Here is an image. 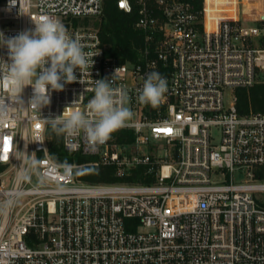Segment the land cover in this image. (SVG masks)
Here are the masks:
<instances>
[{
	"label": "built area",
	"instance_id": "obj_1",
	"mask_svg": "<svg viewBox=\"0 0 264 264\" xmlns=\"http://www.w3.org/2000/svg\"><path fill=\"white\" fill-rule=\"evenodd\" d=\"M242 3L117 0L126 13L137 11L143 34L141 58L129 63L107 55L99 29L88 25L103 15L105 0H0L6 39L48 15L93 54L92 68L77 69L62 91L49 89L51 102L40 111L28 107L31 86L25 105L13 101L0 66V264H264L257 195L264 193V114H240L235 93L264 74V0L252 24L244 23ZM7 51L0 47V59ZM152 71L168 85L157 107L137 99ZM100 79L126 91L133 116L95 147L83 132L61 134L66 151L92 158L61 163L50 154L43 119L74 101L73 109L86 111ZM122 131L132 139L120 142ZM84 165L113 166L118 180L82 181Z\"/></svg>",
	"mask_w": 264,
	"mask_h": 264
},
{
	"label": "clouds",
	"instance_id": "obj_2",
	"mask_svg": "<svg viewBox=\"0 0 264 264\" xmlns=\"http://www.w3.org/2000/svg\"><path fill=\"white\" fill-rule=\"evenodd\" d=\"M35 27L14 37L5 38L0 33V47L7 48V60L0 59V66L10 86L13 101L25 105L23 91L31 86L33 94L28 107L37 109L48 106L52 91H62L65 84L77 80L75 71L83 73L90 66L92 53H86L78 39L73 38L63 23L51 16L41 15L33 21ZM96 56V55H95ZM168 90L167 78L156 71L147 74L137 99L140 103L157 107ZM66 107L62 115L43 119L57 134L76 136L83 132L93 147L104 144L112 133L126 126L133 113L127 106V93L116 90L108 79L95 81L94 95L88 101L86 111L73 105ZM4 116L0 112V119ZM39 161L32 159L35 168ZM70 171V166L66 168Z\"/></svg>",
	"mask_w": 264,
	"mask_h": 264
},
{
	"label": "trees",
	"instance_id": "obj_3",
	"mask_svg": "<svg viewBox=\"0 0 264 264\" xmlns=\"http://www.w3.org/2000/svg\"><path fill=\"white\" fill-rule=\"evenodd\" d=\"M138 14L135 10L126 13L117 6V0H105L104 13L95 22V27L99 29L103 44L106 46L107 55L117 58L121 62H136L141 58L143 47V34L135 27ZM262 78V76H261ZM256 82L249 88H237L236 105L238 112L242 115L251 112L264 114V78ZM132 139V132L122 131L120 142ZM48 145L50 154L61 163L77 162L87 163L92 158L74 155L66 151L62 145V135L57 134L51 127L47 130ZM139 169L138 172H140ZM264 177V170L258 174ZM77 178L87 182H112L118 179L114 176L113 166H88L84 165L77 172ZM137 177L130 178L137 181Z\"/></svg>",
	"mask_w": 264,
	"mask_h": 264
},
{
	"label": "rangeland",
	"instance_id": "obj_4",
	"mask_svg": "<svg viewBox=\"0 0 264 264\" xmlns=\"http://www.w3.org/2000/svg\"><path fill=\"white\" fill-rule=\"evenodd\" d=\"M263 0H243V3L241 4V10H242V16L245 18V21L244 23L246 24H252V23H255V19L256 17L259 16L260 13H262L263 11V3L261 2ZM100 18H94L92 19L88 25L91 26V27H95V22L97 20H99ZM209 28L210 29H213V25L210 23L209 24ZM262 78H264V74L261 75ZM261 78V79H262ZM231 90H226L225 92V103L226 104H229L230 102V94H231ZM213 133L214 134H218V131L217 130H213ZM78 172V170H77ZM119 181H121L119 179ZM260 181H264V180H260ZM257 195L260 197V198H264V193H257ZM22 202H23V199H22Z\"/></svg>",
	"mask_w": 264,
	"mask_h": 264
},
{
	"label": "snow or ice",
	"instance_id": "obj_5",
	"mask_svg": "<svg viewBox=\"0 0 264 264\" xmlns=\"http://www.w3.org/2000/svg\"><path fill=\"white\" fill-rule=\"evenodd\" d=\"M5 144H6V145L8 144V141H7V140H5Z\"/></svg>",
	"mask_w": 264,
	"mask_h": 264
},
{
	"label": "bare ground",
	"instance_id": "obj_6",
	"mask_svg": "<svg viewBox=\"0 0 264 264\" xmlns=\"http://www.w3.org/2000/svg\"><path fill=\"white\" fill-rule=\"evenodd\" d=\"M262 2V1H261ZM263 9V8H262Z\"/></svg>",
	"mask_w": 264,
	"mask_h": 264
}]
</instances>
